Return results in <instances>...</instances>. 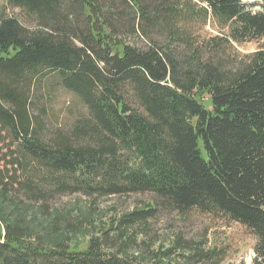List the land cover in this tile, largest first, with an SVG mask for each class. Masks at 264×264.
Segmentation results:
<instances>
[{
    "label": "trees",
    "instance_id": "trees-1",
    "mask_svg": "<svg viewBox=\"0 0 264 264\" xmlns=\"http://www.w3.org/2000/svg\"><path fill=\"white\" fill-rule=\"evenodd\" d=\"M6 2L33 28L0 15V138L13 147L0 170V264H135L122 248L150 238L160 208L242 225L264 264V42L225 58L232 43L264 41V0L257 12L240 0ZM209 19L220 34L205 42L178 27ZM44 74L87 109L65 135L46 138L30 113L27 89ZM45 191L157 202L102 223L77 249L32 202ZM187 248L176 239L154 257ZM194 251L188 260L211 257Z\"/></svg>",
    "mask_w": 264,
    "mask_h": 264
},
{
    "label": "rangeland",
    "instance_id": "rangeland-1",
    "mask_svg": "<svg viewBox=\"0 0 264 264\" xmlns=\"http://www.w3.org/2000/svg\"><path fill=\"white\" fill-rule=\"evenodd\" d=\"M0 15L17 19L25 28H33L32 22L23 11L10 7L6 0H0ZM178 27L197 42H205L220 34L212 19L206 24L201 20H188L180 22ZM263 42L258 40L241 44L232 43L231 47L225 48L227 53L225 58L229 62L239 61L259 50ZM45 75L34 81L27 92L31 100L30 113L39 117L43 135L51 138L57 133L67 134L77 120L88 116V112L77 97L57 84L55 75ZM2 138H0V170L4 171L13 147L6 140L7 138L4 140ZM18 175L22 177L21 172ZM28 198L25 193H21L17 194L16 199L28 203ZM32 202L37 208L43 204L45 213L48 212L55 217L58 229L66 228L72 231L73 235L68 239L71 247L84 249L87 239L97 235L96 230L103 225L102 223L113 222L119 215L157 200L150 193L124 197L46 193L43 198L35 197ZM44 220L47 222L48 218ZM110 229L108 230L110 236L107 238L116 251L121 245ZM149 235L150 238H147L145 243L139 237L138 242L132 247L127 248L128 244H125L122 248L135 264H254L253 248L256 244L254 237L242 225L220 215L202 213L197 209L179 215L169 209L160 208L155 220L149 226ZM176 239H181L188 245L187 252L176 249L172 256L162 257L161 262H158L154 256L167 251ZM195 248L207 252L208 255L211 253V257L198 261L193 256L192 260H188L187 258L192 254L195 255Z\"/></svg>",
    "mask_w": 264,
    "mask_h": 264
},
{
    "label": "bare ground",
    "instance_id": "bare-ground-1",
    "mask_svg": "<svg viewBox=\"0 0 264 264\" xmlns=\"http://www.w3.org/2000/svg\"><path fill=\"white\" fill-rule=\"evenodd\" d=\"M198 4V3H197ZM194 21V20H193ZM202 22V21H201ZM218 25V24H217ZM186 27V26H185ZM192 34V33H191ZM212 39V38H211Z\"/></svg>",
    "mask_w": 264,
    "mask_h": 264
}]
</instances>
